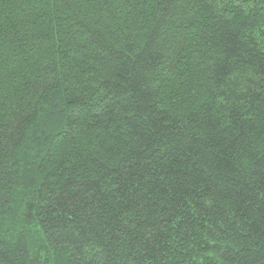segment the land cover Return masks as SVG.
<instances>
[{"label":"trees","instance_id":"1","mask_svg":"<svg viewBox=\"0 0 264 264\" xmlns=\"http://www.w3.org/2000/svg\"><path fill=\"white\" fill-rule=\"evenodd\" d=\"M0 264H264V0H0Z\"/></svg>","mask_w":264,"mask_h":264}]
</instances>
